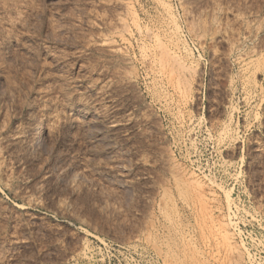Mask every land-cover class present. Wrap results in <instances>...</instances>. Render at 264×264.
Returning a JSON list of instances; mask_svg holds the SVG:
<instances>
[{
  "label": "rangeland",
  "instance_id": "374dc122",
  "mask_svg": "<svg viewBox=\"0 0 264 264\" xmlns=\"http://www.w3.org/2000/svg\"><path fill=\"white\" fill-rule=\"evenodd\" d=\"M0 264H264V0H0Z\"/></svg>",
  "mask_w": 264,
  "mask_h": 264
},
{
  "label": "bare ground",
  "instance_id": "6f19581e",
  "mask_svg": "<svg viewBox=\"0 0 264 264\" xmlns=\"http://www.w3.org/2000/svg\"><path fill=\"white\" fill-rule=\"evenodd\" d=\"M165 53V52H164ZM41 134H42V127H41V125H38L37 127H36V129H35V132H34V135L36 136V144H38L39 142H41L40 141V139H41ZM34 136V137H35ZM229 222V221H228Z\"/></svg>",
  "mask_w": 264,
  "mask_h": 264
}]
</instances>
